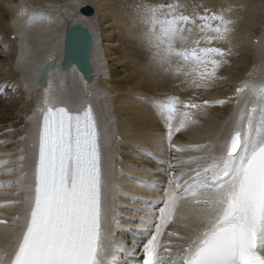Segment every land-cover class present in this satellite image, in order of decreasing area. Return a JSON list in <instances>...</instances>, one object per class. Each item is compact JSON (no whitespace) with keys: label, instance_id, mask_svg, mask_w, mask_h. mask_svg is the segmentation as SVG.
Here are the masks:
<instances>
[{"label":"snow or ice","instance_id":"snow-or-ice-1","mask_svg":"<svg viewBox=\"0 0 264 264\" xmlns=\"http://www.w3.org/2000/svg\"><path fill=\"white\" fill-rule=\"evenodd\" d=\"M176 9L171 3L137 5L142 42L151 50L153 60L162 70L185 76L194 87L222 79L217 71L232 50L199 45L201 40L206 44L228 41L232 21L223 15L201 16L220 23L202 25L201 32L210 30L212 34L195 40L197 47L189 48L185 32L190 29L184 27L189 17ZM236 91L243 94L244 89ZM176 103L175 96L153 101L161 114L167 113L168 120ZM227 103L230 99L206 100L203 105ZM231 121L229 136L213 145L222 151L217 155L209 150L210 163L197 170L191 182L182 185L169 173L155 234L143 245V264H164L159 237L174 218L183 224L185 235L168 232L180 241L174 253L165 247L171 256L168 264H264V83L236 100ZM98 128L90 105L73 112L49 103L43 110L32 145V180L26 185L24 223L9 234L10 251L0 250V264H127V260L118 259V252L130 258L131 250L125 251L123 245L112 247L114 234L109 226L116 221L109 215L112 209L104 191ZM172 135L169 123L167 138L170 147L176 148L171 144ZM171 243L164 241L165 245Z\"/></svg>","mask_w":264,"mask_h":264},{"label":"bare ground","instance_id":"bare-ground-1","mask_svg":"<svg viewBox=\"0 0 264 264\" xmlns=\"http://www.w3.org/2000/svg\"><path fill=\"white\" fill-rule=\"evenodd\" d=\"M234 1L238 0H209L208 2L211 11H216L226 20L232 21L229 25L231 29L234 22V17H232ZM169 3L177 5V13L181 14V8L185 4L183 2L181 6V0H153L152 2L149 0H0V5H2V9L0 7V61H3L0 64V88L4 85L8 87L7 97L3 98L0 93V164L3 161L8 162L1 166L0 172L12 169L10 174L0 173V181L15 179L17 181L16 189L25 190L28 174L20 177V172L26 163L25 171L30 172L31 162L28 165V161L33 151L31 142L34 141V130L38 128L40 111L44 107L50 103L53 107L57 104H65L70 108L80 109L88 100L96 105L101 121L105 111L110 112L109 115L112 116L111 125L115 139L112 147H116L114 175H119L121 172L117 170V166L125 170V173H133V175L139 174L138 169L143 166L154 169L155 179L163 181L165 177L161 171L162 168H166L170 155L164 145H169L168 138H165L169 123L173 127L171 143L174 140L183 139L179 145L185 146L186 149V153L183 154L179 151L175 155L180 158L204 157L205 159H197L191 163L199 164L202 168L208 166L210 158L207 156V150L213 147L212 142L207 143L204 141L206 138L199 139L194 136L203 133L208 135L205 128L209 127H204V123H208L207 126L211 125V131H215L216 128L224 124V116L232 109L234 101L238 98H246L251 89L248 88L238 97L234 89L240 81L238 78H228L239 74H234L228 69L222 71L219 68L217 76L222 79H213L204 87L198 88L194 87L191 81L184 78L183 75H178L174 71L167 72L160 68L153 60L151 50L142 42V22L138 18L137 5H167ZM87 4L93 7L94 14L91 16L79 13L80 8ZM5 14L9 17L8 20L4 19ZM212 15L213 13H210V17ZM74 23L87 27L94 37L95 48L92 59L94 72L92 80H90L94 87L85 90L80 86V81L73 72L61 74L56 68L49 76L48 92L50 95L43 97L33 83L38 66L45 57L54 52L59 54L58 61L61 59L64 30ZM219 23L218 20H207V24L212 27ZM204 33L205 35L212 34L209 33V30ZM231 33L232 31L228 41H213L211 44L201 41L199 47H221L225 51L230 48L231 55H237L236 62L241 63L239 72H242V80H246L247 85H253L260 79H264V75H262L264 73V34L255 37L257 42L253 45L250 43V47L246 48L249 49V52H244L245 50H241L244 49L243 46L238 43L234 44V46H239H237L238 49H235L236 46L229 47L232 39L230 38ZM13 34L16 36L14 37L16 41L11 38ZM233 34L234 37L237 36L236 33ZM242 34L244 33L242 32ZM238 38H240L238 42L241 43L242 36ZM253 39L250 37L249 40ZM99 43L103 46L102 51L99 50ZM104 62L107 63V67ZM219 72L221 73L219 74ZM103 75L109 76L108 82H101L105 85V91L99 86L101 78H104ZM228 81L233 82L229 83ZM219 83L222 85L219 86ZM172 96L177 98L176 104L181 106V110L178 112L176 120L169 122L161 114L160 109L154 107L153 101L164 102ZM220 98L230 99V103L214 107L215 110L205 109L204 106H201L190 112L195 120L199 119L197 125L201 126L185 122L186 116L182 112L184 101L198 104L197 102L203 99L214 101ZM103 104L106 105V110ZM201 122L203 124H200ZM228 122L226 121V123ZM104 123L103 125L106 127L107 122ZM182 124L183 127H181ZM9 125L10 128H16L19 131L10 141L5 138L12 135L8 133ZM178 127H181V131L176 132L175 129ZM116 136H119L120 140H117ZM219 140L221 141L222 137ZM120 143L121 146H118ZM192 144L193 147H189ZM195 145H206L207 148L198 149L194 147ZM145 148L152 151L155 149L158 160L164 159L165 163L160 166L155 165L144 152ZM13 150H17V152L9 153ZM214 152L216 153L217 150ZM21 157H23L22 160ZM18 165H22L20 170H16ZM1 193L0 189V196ZM121 193L126 194L122 196ZM143 193L145 192L142 191V186L136 185L135 181L127 180L125 177L120 180L114 177L105 189L107 204L112 209L109 215L113 213L119 217L120 213L117 214L115 209L121 211L127 209L126 213L130 216L131 209H137L134 199H138V202L148 199L147 196L144 197ZM152 193H154L152 195L156 202L159 198L155 199L156 193ZM157 196L159 197V195ZM13 200L20 204L24 202L19 197H15ZM124 205L128 208H124ZM149 207L144 206L146 211H149L147 209ZM23 208L24 205L0 208V214L8 213L11 210L10 214L13 215L17 213V209ZM140 208L138 207V209ZM120 218L122 217L120 216ZM186 222L191 223V221ZM17 226L16 219L12 220L10 228L0 225V250L7 248L8 240L5 238L8 233L13 231L12 228ZM184 230V228L181 230L183 234H185ZM171 240L179 241L177 238Z\"/></svg>","mask_w":264,"mask_h":264},{"label":"rangeland","instance_id":"rangeland-1","mask_svg":"<svg viewBox=\"0 0 264 264\" xmlns=\"http://www.w3.org/2000/svg\"><path fill=\"white\" fill-rule=\"evenodd\" d=\"M17 1H19V0H17ZM152 1L153 0H149V2H152ZM170 1H174V0H170ZM183 2H185V4H183ZM208 2H209V0H207V1H205V0H181V6H182V4L184 5V7L181 8V12L190 13V15H192L193 17L198 18L197 14L194 13L195 11H198L201 15L208 14V12H211L210 7L208 6L209 5ZM233 3H235V5H234L233 10H232V12H233L232 13V17H234L232 30L234 28V33H236V35L238 37L242 36V38L240 40L241 43L238 42V40L240 38L235 36L236 39L238 38L235 43H238V45L243 46L244 49H241V50H243V51L245 50L244 52H249V49H246L247 46L250 47L249 46L250 43H252L251 45H253V43H254L253 40L255 39V37L257 38L263 32V28H264V0H238V1H234ZM0 7L2 9V5H0ZM184 15L189 16L188 14H184ZM4 19L8 20L9 17L5 14L4 15ZM205 24H207V22L206 23L199 22V23H197L195 25H187V23L185 24L184 27L186 29H190V31H186L185 32V36L188 37V47L189 48H192L193 46L197 47V45H195L194 41L195 40H200L201 37L205 35V33L201 32V30H200L201 26L205 25ZM242 32L244 34H242ZM209 33H211L210 30H209ZM13 35L11 36V38L14 41H16V39L14 38L16 36L15 35L13 36ZM250 37L251 38L253 37L254 39L253 40H249ZM247 38H249V39L247 40ZM201 41H203V40H201ZM238 45H235L236 46L235 49H238L237 48ZM99 50H101V51L103 50V46L101 45V43H99ZM236 56H237L236 54L227 56L226 63H224L220 67V69L222 71H223V69H228L229 71H231L234 74H239V75H235L233 77H229L228 78V79H230V78H232V79L238 78V81H240V83L237 84V85L239 86V85L245 84L246 80L245 81L242 80L243 79V74H241L242 73L241 71L239 72V68H240V64L241 63L240 62H236V60H235ZM230 57L232 59H229ZM2 63H3V61H0V64H2ZM105 67H107V63H106ZM105 70H107V69L105 68ZM240 70H241V68H240ZM221 72H219V74ZM103 77H104L103 79L101 78L99 86L101 87V89H103L105 91V85H104V83L102 84L101 82L102 81L108 82L109 81V78H108L109 76L108 75H103ZM107 78H108V80H107ZM228 82L232 83L233 81H228ZM221 85L222 84L219 83V86H221ZM223 87H225V86H223ZM228 88L232 89L231 87H228ZM210 101H213V100H210ZM204 108L205 109H210V110H215L214 107H204ZM195 122H198V121L195 120ZM200 124H203V122H201ZM8 129H9V131H8L9 135L10 134H12V135L10 137L8 136V137H5V138H6V140L9 139V141H10L13 138V136H15V135H17L19 133V131L16 128H10V125H9ZM17 139H19V138L17 137ZM118 146H121V143ZM15 152H17V150H13V152H9V153L14 154ZM114 167H115V165H114ZM120 173L121 172H119V174ZM124 194H126V193H121L122 196ZM157 198H159V197H157Z\"/></svg>","mask_w":264,"mask_h":264},{"label":"water","instance_id":"water-1","mask_svg":"<svg viewBox=\"0 0 264 264\" xmlns=\"http://www.w3.org/2000/svg\"><path fill=\"white\" fill-rule=\"evenodd\" d=\"M93 12V7L88 4L80 8V13L83 15L91 16ZM93 51L94 40L90 30L79 23L70 25L64 30L62 38L60 72L66 73L71 66H74L76 71L83 76L84 83L87 85L93 75ZM49 59V62H46L48 60L43 61L35 76L36 85L43 90L45 96H47L48 87H50L49 76L55 66L56 55L52 53ZM41 74L46 78L44 86L39 84Z\"/></svg>","mask_w":264,"mask_h":264}]
</instances>
